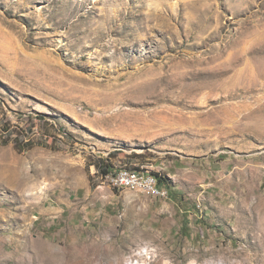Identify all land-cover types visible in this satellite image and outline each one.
I'll use <instances>...</instances> for the list:
<instances>
[{"label": "rangeland", "instance_id": "374dc122", "mask_svg": "<svg viewBox=\"0 0 264 264\" xmlns=\"http://www.w3.org/2000/svg\"><path fill=\"white\" fill-rule=\"evenodd\" d=\"M0 264H264V0H0Z\"/></svg>", "mask_w": 264, "mask_h": 264}, {"label": "built area", "instance_id": "2783aa9c", "mask_svg": "<svg viewBox=\"0 0 264 264\" xmlns=\"http://www.w3.org/2000/svg\"><path fill=\"white\" fill-rule=\"evenodd\" d=\"M104 178L116 189L139 190L153 197L166 195V191L160 186L158 177L146 170L123 167L108 172Z\"/></svg>", "mask_w": 264, "mask_h": 264}, {"label": "trees", "instance_id": "16d2710c", "mask_svg": "<svg viewBox=\"0 0 264 264\" xmlns=\"http://www.w3.org/2000/svg\"><path fill=\"white\" fill-rule=\"evenodd\" d=\"M36 143L33 140H29L26 142H22V143H17V147L20 151H23L25 149H31ZM111 170L107 169V168H103V173L104 175L107 174L108 172H110ZM161 185V184H160Z\"/></svg>", "mask_w": 264, "mask_h": 264}]
</instances>
